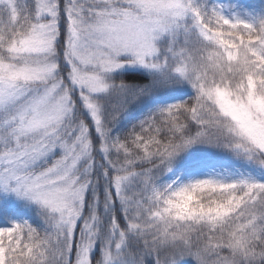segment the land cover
<instances>
[{
    "label": "snow or ice",
    "instance_id": "snow-or-ice-1",
    "mask_svg": "<svg viewBox=\"0 0 264 264\" xmlns=\"http://www.w3.org/2000/svg\"><path fill=\"white\" fill-rule=\"evenodd\" d=\"M0 264H264V0H0Z\"/></svg>",
    "mask_w": 264,
    "mask_h": 264
}]
</instances>
